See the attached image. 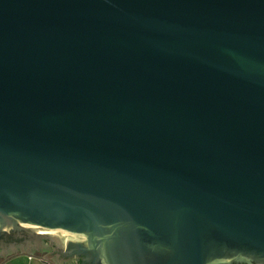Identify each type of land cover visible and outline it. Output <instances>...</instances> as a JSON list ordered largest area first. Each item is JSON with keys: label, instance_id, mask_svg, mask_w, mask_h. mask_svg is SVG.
<instances>
[{"label": "water", "instance_id": "95a60500", "mask_svg": "<svg viewBox=\"0 0 264 264\" xmlns=\"http://www.w3.org/2000/svg\"><path fill=\"white\" fill-rule=\"evenodd\" d=\"M34 246L264 264V0H0V255Z\"/></svg>", "mask_w": 264, "mask_h": 264}, {"label": "flooded vegetation", "instance_id": "af4514ba", "mask_svg": "<svg viewBox=\"0 0 264 264\" xmlns=\"http://www.w3.org/2000/svg\"><path fill=\"white\" fill-rule=\"evenodd\" d=\"M18 249V253H7L5 256L0 255V264L2 262H5L9 258L15 257V256H29L34 258H40V257H48V264H71L67 261H60L57 254V248H49V247H35L31 249L32 255H22L20 254V248Z\"/></svg>", "mask_w": 264, "mask_h": 264}, {"label": "crops", "instance_id": "0c3cea01", "mask_svg": "<svg viewBox=\"0 0 264 264\" xmlns=\"http://www.w3.org/2000/svg\"><path fill=\"white\" fill-rule=\"evenodd\" d=\"M2 264H48L38 258L29 257V256H15L9 258Z\"/></svg>", "mask_w": 264, "mask_h": 264}, {"label": "rangeland", "instance_id": "374dc122", "mask_svg": "<svg viewBox=\"0 0 264 264\" xmlns=\"http://www.w3.org/2000/svg\"><path fill=\"white\" fill-rule=\"evenodd\" d=\"M2 263H3V262H2ZM2 263H1V264H2Z\"/></svg>", "mask_w": 264, "mask_h": 264}]
</instances>
